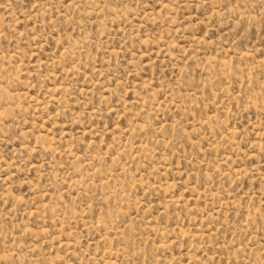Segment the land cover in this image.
Masks as SVG:
<instances>
[{"label": "rangeland", "instance_id": "rangeland-1", "mask_svg": "<svg viewBox=\"0 0 264 264\" xmlns=\"http://www.w3.org/2000/svg\"><path fill=\"white\" fill-rule=\"evenodd\" d=\"M0 264H264V0H0Z\"/></svg>", "mask_w": 264, "mask_h": 264}]
</instances>
